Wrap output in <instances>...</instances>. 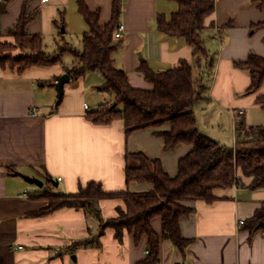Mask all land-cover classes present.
Segmentation results:
<instances>
[{
    "label": "crops",
    "instance_id": "0c3cea01",
    "mask_svg": "<svg viewBox=\"0 0 264 264\" xmlns=\"http://www.w3.org/2000/svg\"><path fill=\"white\" fill-rule=\"evenodd\" d=\"M26 1L29 13L37 11L27 32L41 34L44 42L50 39L56 49L69 31L78 32L81 40L88 32L77 0H0L2 40L9 41L7 31L20 19ZM84 1L92 12L99 11L101 22L111 20L113 0ZM121 1L120 23L125 25V32L123 38L114 40L118 47L112 57L116 67L128 74L132 87L154 89L139 70L143 61L154 72L178 68L185 61L194 62L193 46L185 38L165 34L157 25L160 14L169 20L179 9L176 0ZM259 3L215 0L214 13L206 19L202 33L207 57L200 68H193L194 78H202L205 87L194 108L199 130L221 143L218 138H224L222 128L226 126L234 137L233 147L243 138L253 137L245 134L248 128L264 127L247 122L248 110L263 109L256 98L264 93V85L257 93L249 92L250 72L234 65V61L247 59L251 52L264 56V29H255L257 23L264 21ZM61 16L65 26L55 22ZM78 19L80 25L75 27ZM65 69L62 63L28 68L23 73L0 67V264H139L150 255L148 235L136 242L135 235L126 232L119 240L109 228L98 246L70 251L74 241L95 235L100 222L77 208L31 215L48 207L49 202L39 197L44 186L36 185L38 189L33 190L28 187L32 183L21 175L44 182L50 179L56 190L67 194L78 192L92 181L102 182L109 192H145L153 189V183H127L129 152L160 159L166 173L174 177L180 159L193 146L178 143L173 150H165V139L157 132L170 131V123L135 130L128 137L121 119L109 125L94 124L88 113L114 102V95L101 89L106 80L98 70L66 82L62 101L56 104L61 96L56 84L59 77L67 74ZM86 104L90 109H86ZM240 110H244V115L237 114ZM128 165L139 166V162L131 159ZM237 173L239 183L215 190L214 202H184L193 207L190 214L179 218L181 234L190 244L183 252L170 240L162 239L159 264H264L263 221L254 228L251 223L264 205V187H250L252 178L241 170ZM100 207L104 218H113L118 207L126 206L116 198L101 200ZM241 220L246 224L240 226ZM152 226L161 235V216L152 219Z\"/></svg>",
    "mask_w": 264,
    "mask_h": 264
},
{
    "label": "trees",
    "instance_id": "16d2710c",
    "mask_svg": "<svg viewBox=\"0 0 264 264\" xmlns=\"http://www.w3.org/2000/svg\"><path fill=\"white\" fill-rule=\"evenodd\" d=\"M176 1L179 9L169 20L160 14L157 25L167 35L185 38L194 48L195 59L192 63L183 62L178 68L156 72L143 61L139 70L153 85V90L132 87L128 74L116 67L112 57L118 47L114 42V33L120 24L121 0H113V16L106 23L101 22L98 10L92 12L86 1L77 0L78 11L88 24V32L82 36L81 51L73 49L64 39L57 43L58 47L54 52L46 51L44 37L27 32L28 23L36 19L37 15V11L28 12L27 1L18 22L7 31L9 36L16 38L15 42L2 40L0 35V67L3 69L10 68L23 73L32 67L63 64V56L71 50L75 53V60L71 66L66 67L65 72L71 75L72 80H78L89 71L98 70L103 74L106 81L101 89L113 94L116 104L110 108L89 112L88 119L94 124L109 125L121 119L128 137L135 130L158 128L170 123V131L157 132L165 139V150H173L178 143L193 146L188 155L180 159L178 172L174 177L166 173L160 159H151L141 152L128 153V164L133 159L139 162V166L127 164V183L132 180L149 181L154 185L150 191L136 192L126 189L109 192L104 189L102 182L92 181L81 186L78 192L67 194L56 190L52 180H46L39 197L46 199L49 206L32 212L31 215L43 216L61 208H77L85 210L100 222L95 235L74 241L68 248L70 251L79 247L98 246L102 235L111 228L119 240H123L126 232L133 233L136 242L148 235L150 255L139 264H159L162 239L170 240L183 252L190 244V240L181 234L179 218L190 214L193 207L184 202H214L217 200L215 190L230 188L239 183L238 170L252 178L250 187H264V127L248 128L245 134L253 135L252 138L236 142V147H227L199 130L195 116V105L203 97L205 87L202 78H194L193 68H200L207 57L202 33L206 19L214 13L215 0ZM256 1L260 2L259 7L264 10V0H254ZM61 17L62 19L55 22L59 26H65V18ZM255 29H264V21L257 23ZM67 46L69 49L66 50ZM16 47L21 50L18 55L13 54ZM234 65L250 72L251 86L248 91L259 92L264 85V56L251 52L247 59L234 61ZM62 95L63 90L56 104L61 103ZM256 99L264 109V93ZM116 198L123 200L126 207H118L116 217L104 218L100 207L101 200ZM157 216H161L163 220L161 235L152 226V219ZM253 217V228L259 222H264V205Z\"/></svg>",
    "mask_w": 264,
    "mask_h": 264
},
{
    "label": "rangeland",
    "instance_id": "374dc122",
    "mask_svg": "<svg viewBox=\"0 0 264 264\" xmlns=\"http://www.w3.org/2000/svg\"><path fill=\"white\" fill-rule=\"evenodd\" d=\"M81 19H83V17L81 16ZM75 21V20H74ZM77 21V23H76ZM75 21V27H79L80 25V22H79V19ZM76 34H79L78 32H72V31H69L67 33V36H66V42L69 43L70 46L73 47V49H75L76 51H79L81 50L82 46H81V35H76ZM73 35V36H72ZM72 36V37H71ZM10 39L9 42L11 43H14L16 38L13 37V36H9ZM45 47H46V51H48L49 53H52V51H54L56 49V46H55V43H53V41L51 42L50 39H45ZM14 47V46H13ZM69 49V47L67 46L66 50ZM20 48L16 47L13 49V54L14 55H18L20 53ZM67 52H71L72 51H67ZM75 54V53H74ZM75 60V56L74 55H71L69 53H66L63 58H62V61H63V65H66L67 66H71L72 64V61ZM68 64V65H67ZM109 101V100H108ZM115 100L113 102V104L110 102V103H107L105 106H101L100 108L98 109H102V108H110V107H113V105H115ZM248 116H249V120L247 121L248 124H251V126H255V125H264V110L261 109V108H258V107H255V108H251L250 110H248L247 112ZM229 129H230V126H229ZM223 130V133H224V138H218L219 141H221L222 144L226 145L227 147H232L234 146V137H232V132H227L228 129L226 126H224L222 128ZM231 131V129H230ZM244 139V138H243ZM242 139V140H243ZM31 189L35 190V189H38V187L35 185V184H29V186Z\"/></svg>",
    "mask_w": 264,
    "mask_h": 264
},
{
    "label": "water",
    "instance_id": "95a60500",
    "mask_svg": "<svg viewBox=\"0 0 264 264\" xmlns=\"http://www.w3.org/2000/svg\"><path fill=\"white\" fill-rule=\"evenodd\" d=\"M69 80H71V75H69L68 73L62 75V77L59 79V81L56 84L57 87H58V90L62 91V87ZM21 176L23 177L24 180L28 181L29 183L35 184V185H37L40 188H42L44 186V184H45V182L42 179L40 180V179H38L36 177H31L29 175H27V176L21 175ZM260 225L264 226V222H261Z\"/></svg>",
    "mask_w": 264,
    "mask_h": 264
},
{
    "label": "built area",
    "instance_id": "2783aa9c",
    "mask_svg": "<svg viewBox=\"0 0 264 264\" xmlns=\"http://www.w3.org/2000/svg\"><path fill=\"white\" fill-rule=\"evenodd\" d=\"M44 2H47L48 0H43ZM115 33H114V39H117V40H120L121 38H123V34L125 32V25L123 23H120L116 29H115ZM86 109H90V106L88 104L85 105ZM244 110H240V111H237V114H240V115H244ZM59 180H62L61 178H58ZM25 196H27L26 194H24ZM240 226H243L246 224V221L244 220H241L239 222ZM180 264H184V263H180Z\"/></svg>",
    "mask_w": 264,
    "mask_h": 264
}]
</instances>
